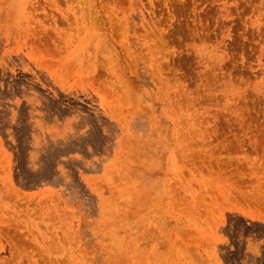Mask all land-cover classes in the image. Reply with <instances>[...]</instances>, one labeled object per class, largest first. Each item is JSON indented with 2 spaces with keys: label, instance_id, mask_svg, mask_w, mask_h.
Returning <instances> with one entry per match:
<instances>
[{
  "label": "rangeland",
  "instance_id": "1",
  "mask_svg": "<svg viewBox=\"0 0 264 264\" xmlns=\"http://www.w3.org/2000/svg\"><path fill=\"white\" fill-rule=\"evenodd\" d=\"M0 264H264V0H0Z\"/></svg>",
  "mask_w": 264,
  "mask_h": 264
}]
</instances>
